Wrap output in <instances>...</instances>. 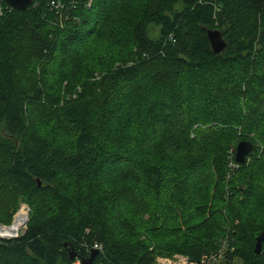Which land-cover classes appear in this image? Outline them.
<instances>
[{"label":"trees","instance_id":"16d2710c","mask_svg":"<svg viewBox=\"0 0 264 264\" xmlns=\"http://www.w3.org/2000/svg\"><path fill=\"white\" fill-rule=\"evenodd\" d=\"M50 1L0 0V264H264V0Z\"/></svg>","mask_w":264,"mask_h":264},{"label":"water","instance_id":"95a60500","mask_svg":"<svg viewBox=\"0 0 264 264\" xmlns=\"http://www.w3.org/2000/svg\"><path fill=\"white\" fill-rule=\"evenodd\" d=\"M5 1L9 6L21 10L29 7V5L32 4L33 0H5ZM206 32L214 53L219 54L222 51H224L225 48L227 47V42L224 39L222 32L219 29H214V28H207ZM252 149H253V143L251 141L248 140L239 141L235 149V161L238 163H244L246 161V157L252 151ZM38 184L41 185L39 179H38ZM263 240H264V231L257 238L255 250L258 253L262 249ZM97 253L98 250L93 249L91 251L89 260L85 263L90 262Z\"/></svg>","mask_w":264,"mask_h":264},{"label":"built area","instance_id":"2783aa9c","mask_svg":"<svg viewBox=\"0 0 264 264\" xmlns=\"http://www.w3.org/2000/svg\"><path fill=\"white\" fill-rule=\"evenodd\" d=\"M62 0H51L50 5L59 7L61 5ZM27 214V213H26ZM11 226V225H4L0 223V237L1 238H10L12 236H6L4 234V230L6 227ZM17 234V233H16ZM15 234V235H16ZM226 242H224L225 245ZM223 245V246H224ZM100 250L102 249V245L99 243H95L92 248ZM225 260V250L224 247L221 248L217 252H212L210 254H205L200 260L194 261L189 258V256L184 255V254H177L174 257H168V256H163V255H158L156 257V264H214V263H221Z\"/></svg>","mask_w":264,"mask_h":264},{"label":"rangeland","instance_id":"374dc122","mask_svg":"<svg viewBox=\"0 0 264 264\" xmlns=\"http://www.w3.org/2000/svg\"><path fill=\"white\" fill-rule=\"evenodd\" d=\"M180 8H181V3H177L176 6H175V9H180ZM148 35L150 37H152V38H157L160 35L159 28L155 24H150L149 29H148ZM235 149H236V147H235ZM29 211H30V208H29L28 204L25 203V202H22L20 204V207L18 208L16 214L14 215V219H13V221L11 223L12 225L10 224L11 226H8V227L14 226L16 228V231H12L11 228H8L9 231L11 230V233H7L6 232L7 229H5L4 230L5 231L4 234L6 236L14 235L12 237H15V236L19 235L21 232H23V230L25 229V227L27 225V221L29 220ZM12 237H10V238H12ZM177 254H181V253H173L172 255H163V256L174 257ZM233 263L234 264H238L239 260L235 259V261Z\"/></svg>","mask_w":264,"mask_h":264},{"label":"bare ground","instance_id":"6f19581e","mask_svg":"<svg viewBox=\"0 0 264 264\" xmlns=\"http://www.w3.org/2000/svg\"><path fill=\"white\" fill-rule=\"evenodd\" d=\"M12 227H13V228H12ZM12 227H6V228H5V229H7L6 232H7V233H11V230H12V231H16V228H15L14 226H12ZM8 228H11V230L9 231ZM18 229H19V228H18ZM18 229H17V230H18ZM12 234H13V233H12ZM10 235H11V234H10Z\"/></svg>","mask_w":264,"mask_h":264}]
</instances>
